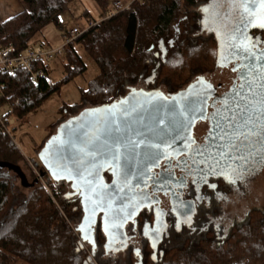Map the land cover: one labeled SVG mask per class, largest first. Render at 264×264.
<instances>
[{
    "label": "trees",
    "instance_id": "obj_1",
    "mask_svg": "<svg viewBox=\"0 0 264 264\" xmlns=\"http://www.w3.org/2000/svg\"><path fill=\"white\" fill-rule=\"evenodd\" d=\"M74 1L22 0L25 9L0 22V46L12 45L15 54L40 49L41 44L38 48L33 45L39 43L41 31L49 24L62 28L61 16ZM93 1L104 19L64 47L60 82L48 81L45 63L34 65L43 72L36 82L25 70L12 74L0 71V108L8 107L1 117L0 163L19 167V161L25 162L7 133V115L25 117L61 84L85 71L75 45L82 47L98 69L96 78L81 94L83 109L109 104L142 83L147 89L165 85L166 93L174 95L194 78L219 69L217 36L201 24L200 12L210 0H133L128 9L112 16L108 0ZM84 15L91 20L87 12ZM174 25L176 34L172 32ZM68 33L63 32V37ZM11 172L0 165V264H119L102 254L91 262L90 255L83 251L75 224L80 219V204L76 198L66 196L62 185L46 176L52 190L47 193L35 181L28 183L22 172L28 193L17 204L19 191ZM168 246L157 260L150 259L147 264H264V211L248 210L223 239L217 240L215 233L192 237L186 232L172 238Z\"/></svg>",
    "mask_w": 264,
    "mask_h": 264
},
{
    "label": "water",
    "instance_id": "obj_2",
    "mask_svg": "<svg viewBox=\"0 0 264 264\" xmlns=\"http://www.w3.org/2000/svg\"><path fill=\"white\" fill-rule=\"evenodd\" d=\"M247 6L249 11L242 8L233 22L253 19L249 13L258 9L259 0H255V6L253 0H248ZM233 25L231 23L225 35L214 33L218 39L216 67L226 68L232 73L247 69L243 79L240 76L244 84L245 79H251L253 73L264 66V49L253 46L237 61H223L233 50L230 44ZM220 28L224 30L226 26ZM254 29H248V34ZM238 91L241 89L230 90L226 95L228 99L222 100L221 110L224 104L239 99L235 97ZM244 91L247 92V86ZM215 93L216 87L201 76L194 78L184 90L170 96L160 91L134 88L109 104L83 110L44 144L38 155L43 169L40 177L48 176L55 183H71L72 189L80 192L85 213L83 224L78 227L80 233L82 227L84 230L91 228L99 213L112 220L118 213L128 212L131 202L123 197L128 191L132 192L135 183L142 176L159 171L164 158L188 152L186 140L189 135L193 139L192 128L197 121L205 119L207 106ZM113 146L119 148L117 160L112 159ZM224 163H228L227 159ZM0 165L10 168L21 186L28 187L19 167L6 163ZM107 169L115 173H112V181L108 185L103 178ZM106 238V246H109L110 237L107 235Z\"/></svg>",
    "mask_w": 264,
    "mask_h": 264
},
{
    "label": "flooded vegetation",
    "instance_id": "obj_3",
    "mask_svg": "<svg viewBox=\"0 0 264 264\" xmlns=\"http://www.w3.org/2000/svg\"><path fill=\"white\" fill-rule=\"evenodd\" d=\"M240 4V0H210L206 5L207 9L201 11L203 28L207 32L225 35L242 9ZM221 26L226 28L222 30ZM249 34L254 41L253 46L264 49V28L255 27ZM246 71L244 68L237 73L231 72L234 78L227 90L221 92L222 85L216 86V93L209 101L205 119L197 121L192 128L195 145L186 154L164 158L159 165V171L154 175L142 176L135 183L132 192L125 194L124 200L131 202L128 212L118 213L112 220L99 213L91 228L80 233V240L85 235L88 237L84 238L81 247L84 243L90 247L91 262L94 256L102 254L119 264H147L148 260H157L166 251L172 238H180L186 232L192 237L215 233L217 240L224 238L235 222L228 228V223L221 222L225 215L223 204L229 205L242 199L246 187L243 177L246 174L251 175L264 162V146L259 144L258 136H254L251 137V146L242 147L239 153H234L243 155L246 159L222 157L219 154L221 142L212 139L216 131L209 135L208 129L215 124L212 117L217 110H221L222 100L232 88H240V76L243 77ZM140 89L158 91L146 87ZM257 132L264 135L259 129ZM196 146H201L203 155L193 150ZM226 159L228 163H224ZM110 170L103 173L107 185L112 181V173L115 174ZM58 184L68 191H65L67 197L79 201L80 219L76 223L79 227L83 224L85 214L80 192L74 191L71 183ZM124 214L127 215L123 217ZM107 235L110 237L109 246H106Z\"/></svg>",
    "mask_w": 264,
    "mask_h": 264
},
{
    "label": "rangeland",
    "instance_id": "obj_4",
    "mask_svg": "<svg viewBox=\"0 0 264 264\" xmlns=\"http://www.w3.org/2000/svg\"><path fill=\"white\" fill-rule=\"evenodd\" d=\"M122 1L128 5L133 0ZM112 2L113 0H108L111 8ZM85 12L88 13L90 19L94 23H98L104 19L102 10L93 0H75L69 5V10L61 16L62 28H56L52 24L47 25L37 37L38 41H43L44 46L50 49L62 47L63 32H69L73 28H77L80 32L87 29V16L84 15ZM180 14H182V12ZM181 16L182 15H180L179 19L183 17ZM232 24L234 25L232 26L233 29L230 30L232 32V34L230 32V44L233 50L223 58L225 62L237 61L244 52H246L244 48L239 47L242 42L247 43V51L252 49L254 41L250 38L251 35L248 34V29L259 27L258 25L250 24L248 21L237 23L232 21ZM173 28L172 32L176 34L177 25H174ZM245 37L247 41H245ZM40 44L41 43H34L33 47L38 48ZM74 48L86 67L85 71L82 74L75 75L66 83L61 84L57 92L51 93L38 108L28 113L25 117L18 119L13 114H9L6 117L7 133L25 159V162L19 161L17 165L24 173L28 183L32 184L33 181H36L35 184L37 183L45 188L47 193H49V191L52 192V190L49 187L46 176L40 177L43 169L38 155L44 144L53 138L67 121L78 116L85 110L82 107L80 108L81 94L86 91L89 82L98 75L96 64L86 55L82 47L75 45ZM63 63L62 56L52 58L50 61L46 62L49 71L47 79L51 84L58 83L62 80ZM204 76V78L213 83L215 87L221 84V92L228 89L231 85L232 78H234V74L225 69L213 70L210 71L209 74H204ZM143 87V83L138 85V88ZM164 88L165 85L163 87L154 86V89L166 93ZM7 112V106L0 108L1 116H5ZM248 171H251V169ZM9 174L13 177L14 185L18 188L19 201L17 204H19L22 198L27 195L28 190L20 185V180L14 176L15 174L12 172ZM244 178L246 180V187L242 199H237L238 202L229 205L227 203L223 204L225 215L221 222L223 224L228 223L227 228L234 222H238L241 217H243V214L252 208L264 211V164L254 170L251 177L249 174H246L243 179ZM75 224L71 222V227L74 231ZM78 236L79 235H77V238ZM82 245L83 251L86 252L87 255H90V247L86 244ZM77 248H79V246ZM93 261L94 260H92V262ZM93 264H95V262H93Z\"/></svg>",
    "mask_w": 264,
    "mask_h": 264
},
{
    "label": "snow or ice",
    "instance_id": "obj_5",
    "mask_svg": "<svg viewBox=\"0 0 264 264\" xmlns=\"http://www.w3.org/2000/svg\"><path fill=\"white\" fill-rule=\"evenodd\" d=\"M247 5L248 0H241L240 6L245 12L249 11ZM253 6H255V0H253ZM249 15L253 17L249 20L250 24L264 28V0H259L258 9L250 12ZM245 41H247L246 37ZM239 47L244 48L245 51L248 49L246 42H242ZM245 86H247V92L244 91ZM239 87L241 91L235 92V97L239 99H233L231 104H224L223 110H217L212 117L215 124L208 129L209 135H212L215 130L216 134L212 135V139L221 142L220 156L231 159H246L245 156L234 155V153H239L242 147L251 146V137L258 136L259 144L264 146V135H259L257 132L259 129L264 133V66L254 72L251 79H245L244 84ZM225 99L227 100L228 97ZM187 127L188 125H185V128ZM205 142L207 143V137ZM193 145L195 140L189 135L185 147L192 148ZM200 148L201 146H196L193 150L203 155ZM118 156L119 148L113 146L112 159L117 160ZM156 159L158 162L159 156ZM80 230L83 232V227ZM84 238L87 239V235Z\"/></svg>",
    "mask_w": 264,
    "mask_h": 264
},
{
    "label": "built area",
    "instance_id": "obj_6",
    "mask_svg": "<svg viewBox=\"0 0 264 264\" xmlns=\"http://www.w3.org/2000/svg\"><path fill=\"white\" fill-rule=\"evenodd\" d=\"M130 4H126L122 0H113L112 10L110 16L124 11L129 8ZM92 20L87 21V29L95 25ZM86 29V30H87ZM84 30V31H86ZM82 31V32H84ZM82 32L77 28H73L69 31L68 35L63 37V46L57 49L40 48V49H26L20 54H15L12 45L4 47L0 46V71L12 74L17 70H25L30 75V80L36 82L39 77L42 76V69L34 65H39L50 61L52 58L61 56L64 47L73 42ZM0 114V124L2 125V118ZM50 193V191H49Z\"/></svg>",
    "mask_w": 264,
    "mask_h": 264
},
{
    "label": "crops",
    "instance_id": "obj_7",
    "mask_svg": "<svg viewBox=\"0 0 264 264\" xmlns=\"http://www.w3.org/2000/svg\"><path fill=\"white\" fill-rule=\"evenodd\" d=\"M24 9L25 5L22 0H0V22L9 20L13 16L22 12ZM39 43H41V48H48L44 46L43 41Z\"/></svg>",
    "mask_w": 264,
    "mask_h": 264
}]
</instances>
